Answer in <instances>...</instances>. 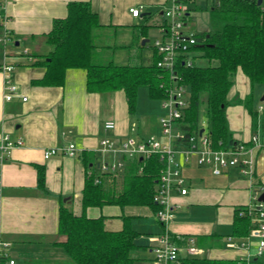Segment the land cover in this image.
<instances>
[{"label": "crops", "instance_id": "1", "mask_svg": "<svg viewBox=\"0 0 264 264\" xmlns=\"http://www.w3.org/2000/svg\"><path fill=\"white\" fill-rule=\"evenodd\" d=\"M71 1H90L92 9L98 13L101 26L94 30L93 42L97 31L111 32L117 37L118 31L124 33L127 29L132 31L142 24H151L157 16L158 20L152 24L160 33V24L165 21L163 11L172 3V0H6L3 3L1 11L5 19L0 21V135L8 134L12 140L22 138L23 143L0 160V232L2 238L11 242L16 264H71L64 248L57 243L64 239L58 232L59 209L65 205L78 215L82 213L87 176L84 152L95 158L96 168L104 160L113 162L124 158L127 163L128 157L119 152H103L101 141L110 138L115 147H119L128 137L139 140L158 136L149 129L152 128L150 119L139 115L137 119L131 118L123 90L89 92L83 69L68 68L63 85L47 86L33 82L42 78L45 72L44 67L35 66L33 62L54 50V45L46 41V34L56 18L67 16ZM212 2L197 0L196 4L201 10L208 11ZM187 4L192 10L186 17V25L189 16L198 11L193 9L194 4ZM139 6H142L141 14L133 16L130 8ZM202 28V33L210 30L209 27ZM132 35L135 36V32ZM141 36L146 43L147 34L141 33ZM103 46L107 49L95 44L94 57L112 51L115 58L118 57V61L111 60L115 64L133 65L132 57L134 61L142 60V56L137 58V54L129 50L123 54L117 52L116 45L112 50L108 43ZM154 52L153 47L152 59ZM4 65L13 68L5 71ZM9 81L17 88L12 98L6 99ZM263 93L264 84L252 85L241 69L237 71L226 108L235 142L247 144L253 134L264 131ZM250 94L252 112L243 102ZM109 120L115 122L113 129L105 127ZM68 143L84 148L83 154L73 157L57 153L44 157L46 149ZM249 156L248 153L245 155ZM253 156L252 175L243 174L239 167L215 174L211 165H199L192 157L183 167L187 193L170 192L174 208L167 225L146 205L91 206L86 213L92 218L104 216L105 228L109 231L122 230L127 221L129 227L139 233L135 239L137 247L132 252L136 264H155L154 238L166 229L180 245L183 257L247 258L251 264H264V251L260 256L256 255L262 238L256 230L242 238L233 235L236 210L247 208L255 188L264 183V146L255 149ZM39 165L45 169V189L38 185ZM125 167L110 173L118 174L120 179ZM190 240L201 250L199 254L188 253Z\"/></svg>", "mask_w": 264, "mask_h": 264}, {"label": "trees", "instance_id": "2", "mask_svg": "<svg viewBox=\"0 0 264 264\" xmlns=\"http://www.w3.org/2000/svg\"><path fill=\"white\" fill-rule=\"evenodd\" d=\"M183 1L194 4L193 9L199 8L197 0ZM209 8L213 26L209 31L197 34L195 46L199 58L208 63L186 66L181 62L178 66L181 80L190 90L185 129L191 133L201 130L200 107L206 102L208 135L213 146L220 148L235 143L226 108L237 71L241 69L252 85L264 84V0L262 4H258V0H213ZM191 10L188 7L186 17ZM152 25H140L141 33L147 34ZM100 26L98 13L92 9L90 1L69 2L67 16L56 18L46 34V41L54 45V50L33 62V65L45 68L43 77L33 82L63 85L68 68L83 69L89 92L123 90L130 114L136 110L140 87H146L152 99L166 97L171 79L157 66L159 56L156 52L152 63L147 65L94 61L93 34ZM243 102L252 112V95ZM83 161L87 176L82 213L78 215L68 206H60L58 232L64 239L57 243L64 248L71 264H136L132 252L137 247L135 239L139 233L132 230L127 221L122 230L109 231L105 228L104 216L89 217L86 209L118 204L146 205L156 211L158 204L154 197L163 166L159 155L154 153L146 159L127 158L120 179L116 173H98L97 161L88 152H84ZM37 169L38 185L45 189L44 166L39 165ZM97 176L99 182H95ZM242 210H236L233 224V235L239 238L248 236L256 227L252 217ZM182 259L183 264H244L240 258L197 255Z\"/></svg>", "mask_w": 264, "mask_h": 264}, {"label": "built area", "instance_id": "3", "mask_svg": "<svg viewBox=\"0 0 264 264\" xmlns=\"http://www.w3.org/2000/svg\"><path fill=\"white\" fill-rule=\"evenodd\" d=\"M6 0H0V21L5 17L2 14L3 3ZM188 4L183 0H172V3L163 11L165 21L160 27V36L154 40L153 47L159 56L156 61L157 66L168 73L171 79L168 95L161 99L166 114L160 117L162 133L167 136L166 141H162L155 136L136 140L128 137L121 141L119 147H115L110 138H104L101 141V150L103 152H119L124 157L149 158L152 154L159 155L163 163L158 187L154 197L158 204L156 210L157 218L167 225L173 217V208L170 199V192L178 190L181 194H186L188 187L186 176L183 173V167L192 157L196 158L199 165L208 164L212 166L215 174H221L231 167H239L243 174L252 175L254 173V150L264 146V131L262 134H253L249 143L235 142L224 147L216 148L208 135V130L204 129L199 132H190L185 129L184 121L186 110L189 107V87L181 80L179 73V64L182 62L186 66L196 65L200 58L195 49L198 44L197 33L186 29V13ZM142 6L131 7L130 12L133 16H139ZM13 66L4 65L5 71L12 70ZM17 86L9 81L6 99H11ZM26 100V97H24ZM107 129H113L115 122L109 120L106 122ZM23 143L22 138L12 140L8 134L0 135V160L8 157L13 148ZM84 148L77 146L75 143L50 147L45 150L44 157L63 153L68 156L78 157L83 154ZM249 157H245L246 154ZM179 155V156H178ZM126 166V159H119L113 162L101 161L97 171L100 173H110L118 171ZM91 173V172H90ZM97 176L95 182H99ZM264 192V183L258 185L253 194L251 204L242 210L243 213L249 214L255 222L257 234L260 239L257 249V256L264 251V201L259 200L260 194ZM2 186L0 182V197ZM153 246L155 264H183L180 253V245L172 237L169 230L154 238ZM190 255H197L201 251L197 248L192 240L188 242L187 247ZM244 264H251L252 261L247 258H240ZM0 264H16V259L11 252V242L2 238L0 232Z\"/></svg>", "mask_w": 264, "mask_h": 264}, {"label": "rangeland", "instance_id": "4", "mask_svg": "<svg viewBox=\"0 0 264 264\" xmlns=\"http://www.w3.org/2000/svg\"><path fill=\"white\" fill-rule=\"evenodd\" d=\"M197 13L192 14V16H189L187 20V27L186 29L188 31H195L196 33H202V27H211L213 26V21L211 19V10L205 11L201 10V8L197 9ZM159 16H157L156 19H153L150 23H155L158 20ZM135 32V36L132 35V33ZM118 36L116 37L114 33L111 34V32H104L100 31L95 34L94 42L97 46H101L103 49H107V47L103 46L108 43L112 50L113 47L116 45L117 52L119 51L121 54L126 53L129 50L132 53L137 54V58L142 56V60H135L134 57L131 58V63L133 65H147L152 62V52H153V44L154 40L160 36V33L158 31V28L154 26V24L149 28L147 32V39L148 41L143 44L144 38L141 36V30L140 27H135L134 30H125L124 33L118 31ZM121 34V35H120ZM119 45H123L122 47ZM106 55L98 54L94 57L95 62L100 63H107L108 61H118V57L115 58L112 51H104ZM202 64H207L208 61L205 59L199 60ZM264 95V93L262 94ZM204 98V97H203ZM165 108L162 105V101L160 99H152L148 95V90L146 87H140L138 90V97H137V105L136 110L134 114H132L131 118H136L138 115L141 117H147L150 119V126L152 128H149L150 131L153 134H157V138H160V140L166 141L167 136H165L161 131L160 126V116L166 114ZM200 117H201V123L202 128L207 129L208 125V117H207V107L206 102L201 103L200 107ZM137 119V118H136ZM208 130V129H207ZM151 133V132H149ZM108 155V154H107Z\"/></svg>", "mask_w": 264, "mask_h": 264}, {"label": "water", "instance_id": "5", "mask_svg": "<svg viewBox=\"0 0 264 264\" xmlns=\"http://www.w3.org/2000/svg\"><path fill=\"white\" fill-rule=\"evenodd\" d=\"M263 0H258V4H262ZM146 40H143V43H145ZM203 128L201 129V132H203ZM260 201H264V192H262L259 196Z\"/></svg>", "mask_w": 264, "mask_h": 264}]
</instances>
